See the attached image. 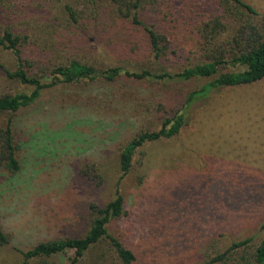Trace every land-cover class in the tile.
Returning <instances> with one entry per match:
<instances>
[{
    "label": "rangeland",
    "instance_id": "obj_1",
    "mask_svg": "<svg viewBox=\"0 0 264 264\" xmlns=\"http://www.w3.org/2000/svg\"><path fill=\"white\" fill-rule=\"evenodd\" d=\"M64 1L2 0L0 21L30 34L26 56L42 49L46 65L77 59L97 68L180 71L200 62L205 46L229 48L230 29L210 43L201 33L205 21L223 14L220 0H163L147 10V20L169 37L162 63L145 59L149 41L140 26L115 22L108 11L72 26ZM245 1L262 14L255 19H264V0ZM133 42L141 46L136 52ZM16 67L12 51L0 46V97L31 92L7 75ZM32 69L41 71L37 63ZM209 80L122 75L59 83L18 112L0 113V127L13 117L21 163L18 172L0 175V224L11 240L0 247V264L22 263L21 251L43 241L85 236L96 214L92 206L111 201L118 185L126 212L108 230L135 252L133 264H206L246 238V247L216 264L253 261L264 237V78L196 100L180 133L140 147L121 177L123 147L143 131L158 130ZM74 257L68 250L32 261L122 264L107 240L76 263Z\"/></svg>",
    "mask_w": 264,
    "mask_h": 264
},
{
    "label": "trees",
    "instance_id": "obj_2",
    "mask_svg": "<svg viewBox=\"0 0 264 264\" xmlns=\"http://www.w3.org/2000/svg\"><path fill=\"white\" fill-rule=\"evenodd\" d=\"M162 2L163 0H65L63 10L68 23L72 26L83 24L82 20L85 19H94L102 11H108L115 22L140 26L146 32L149 41L145 59L162 63L169 54V37L146 17L149 8L155 10L161 6ZM220 5L224 9L223 14L226 19L222 14L205 21L201 30L202 38L210 43L217 39V33L230 29L229 48L224 47L223 44L216 47L205 46L201 49V61L180 71H170L165 67L155 69L148 65L141 70H131L122 66L97 68L77 59H66L60 63L50 62L46 65L43 62L45 58L42 57L44 56L42 49H34L35 52L29 49L30 55L26 56L25 48L29 44L30 34L24 33L22 29L12 24L3 26L0 21V46L12 51L17 60L16 69L13 71L7 69V75L32 87L29 93L19 92L1 96L0 113L18 112L38 100L46 88L59 83H73L87 79H104L111 82L122 75L162 81L209 78L206 84L187 94L182 109L172 117H165L158 130L143 131L123 147L120 153V169L121 177H123L130 172L134 155L140 147L147 142L172 138L180 133L187 122V111L196 100L207 97L215 88L248 85L264 78V22L262 21L264 19L263 16L255 19L262 14L245 0H220ZM140 47L138 42H133L131 45L135 52ZM36 63L40 65V72H32ZM45 68L51 70L49 74L46 73ZM18 138L13 117L10 116L6 124L0 127V175L4 171L15 173L21 169L17 156ZM92 207L96 214L85 236H68L40 242L27 251H21L24 255L22 263L12 264H44L34 263L32 260L68 250H74L73 262L76 263L105 240L108 241V247L122 264H133L137 259L135 252L108 230L109 224L126 212L125 198L119 185L111 201L101 207L96 205ZM260 228L264 232V223ZM250 241L251 239L246 238L233 242L226 251L212 257L206 264L224 262L234 250L246 247ZM10 242V237L0 224V247ZM243 260H245L242 261L243 264H264V237L256 248L254 260L249 261L245 257Z\"/></svg>",
    "mask_w": 264,
    "mask_h": 264
}]
</instances>
